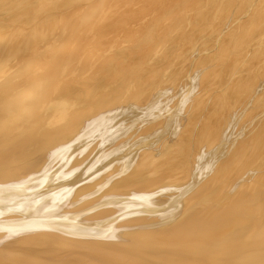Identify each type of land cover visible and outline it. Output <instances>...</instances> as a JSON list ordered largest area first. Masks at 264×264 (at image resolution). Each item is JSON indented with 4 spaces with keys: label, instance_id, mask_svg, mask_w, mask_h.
Segmentation results:
<instances>
[{
    "label": "bare ground",
    "instance_id": "bare-ground-1",
    "mask_svg": "<svg viewBox=\"0 0 264 264\" xmlns=\"http://www.w3.org/2000/svg\"><path fill=\"white\" fill-rule=\"evenodd\" d=\"M0 264H264V0H0Z\"/></svg>",
    "mask_w": 264,
    "mask_h": 264
}]
</instances>
